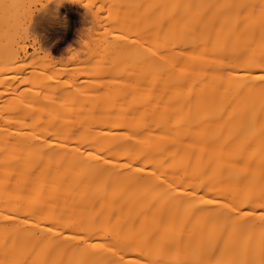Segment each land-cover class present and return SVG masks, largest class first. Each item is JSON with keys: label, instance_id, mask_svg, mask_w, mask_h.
Masks as SVG:
<instances>
[{"label": "bare ground", "instance_id": "obj_1", "mask_svg": "<svg viewBox=\"0 0 264 264\" xmlns=\"http://www.w3.org/2000/svg\"><path fill=\"white\" fill-rule=\"evenodd\" d=\"M108 2L69 65L0 21V86L34 66L0 114V264H264V0ZM47 4L34 50L76 0Z\"/></svg>", "mask_w": 264, "mask_h": 264}, {"label": "rangeland", "instance_id": "obj_2", "mask_svg": "<svg viewBox=\"0 0 264 264\" xmlns=\"http://www.w3.org/2000/svg\"><path fill=\"white\" fill-rule=\"evenodd\" d=\"M108 1H111V0H99V1L97 0L95 2L93 0H76L74 12H66L62 10L59 13L58 18H57L59 21L56 20V22H51V23L43 22L40 26L37 27V30L33 31L35 34H37V36H39V40H40V42L37 44L36 50H34L32 46H30L32 39L30 36H28L27 32L30 31L31 28L29 29L27 28V26H29L31 22L29 21V19H31L30 17L31 13L34 15L36 14L39 15L42 9L46 10V8H48L47 6L51 3L50 1H49V4H47L48 0L46 1L45 0H22L19 2L21 3V5H19L18 3V7L22 6L21 9L19 8V10L17 9L18 7L16 9L11 8L9 10H6L7 13L6 11L2 12L3 10L2 11L0 10L3 15L1 16L2 18H4V19L1 18L0 21L1 23L4 22L7 28L8 26H10L8 31H10L9 36H10V40L12 39L11 41L14 44V48L19 47L20 49V47H26L27 45L26 47L27 53H30V54L34 53L36 55L38 53L42 55L45 52L47 53V51L49 50L50 52L49 51L48 52L52 54L51 55L53 57L52 59L56 60L55 64L57 66H60V65L66 64V62L67 63L71 62L72 61L71 59H73L74 57L83 58L85 56V51L87 49L86 45H90V46L93 45V47L96 46V50L99 51L100 47L101 48L104 47L103 45L102 46L100 45L101 43L103 44L105 41L107 42V40L108 41L113 40V37L111 36L112 31L106 33V34L111 33L110 36L107 35L108 37H111V39H107V38L105 39L104 32L105 30L106 31L109 30L110 28L109 26H111L112 24L111 18L114 17L113 18L114 20L115 17L117 16L116 13L118 11L116 9L117 11V12L115 11L116 16H114L115 14L113 13V11L115 10L114 6H116V4L113 5V3L111 4ZM44 3L47 4L46 7L42 6L44 5ZM100 4L104 6L107 5V6L106 8L104 7V9H103V6H101L102 10L101 9L98 10V7ZM108 5L111 8L108 7ZM112 6L114 7V9L112 8ZM45 10L43 11V13L45 12ZM49 12H50V9H49ZM63 19H67L68 25H69L65 35H63L64 34V28L62 25ZM114 28L115 27L112 25V30ZM113 31H115V29ZM29 34H31V31ZM101 40L103 42H101ZM106 42L104 43L105 45H106ZM69 44L73 48V49L71 48V52L74 51L73 53L74 55L76 54L75 56H72L67 52V46ZM30 54L29 56L26 57V55L28 54L24 55L21 52L22 58H20V60L17 59V61H13L12 63H10L11 65L9 64V66H12V67H9V70L5 72L6 74L3 73V75L5 74L6 76H8L7 79L9 83H11V84H7L8 82L6 79L7 85L4 83L2 84V86H0V109H1L0 114L1 113L3 114V115L1 114L3 118L6 117L9 112L11 113V111H8V109L4 110L5 112L8 111L7 113L3 112L2 110L6 109L3 107L8 106V102L14 99L13 96L15 97L16 95V97H19L22 100L23 98H21L20 94L22 95V97H25L28 92L27 89L30 86H28L29 84L26 81H22V79L24 80V77L30 71V69H28V66H30L31 69L32 67L34 68V66H32L29 61L31 57ZM28 57H29V60L27 59ZM96 58L97 59L101 58L99 53L96 54ZM3 66L4 65L2 61H0V69H2ZM81 71H85V69L81 68ZM24 90H26L27 92H24ZM17 94L19 95L17 96ZM25 99L26 98L22 100L23 103H26ZM21 105H24V104L21 103ZM12 114L8 115L7 117L12 116Z\"/></svg>", "mask_w": 264, "mask_h": 264}, {"label": "snow or ice", "instance_id": "obj_3", "mask_svg": "<svg viewBox=\"0 0 264 264\" xmlns=\"http://www.w3.org/2000/svg\"><path fill=\"white\" fill-rule=\"evenodd\" d=\"M55 14H53V16H54Z\"/></svg>", "mask_w": 264, "mask_h": 264}]
</instances>
